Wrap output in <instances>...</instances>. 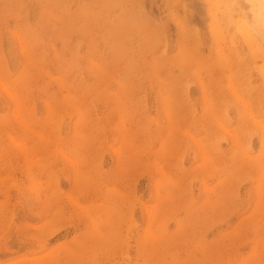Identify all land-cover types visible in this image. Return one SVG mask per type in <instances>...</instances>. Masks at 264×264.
<instances>
[{"label": "rangeland", "instance_id": "obj_1", "mask_svg": "<svg viewBox=\"0 0 264 264\" xmlns=\"http://www.w3.org/2000/svg\"><path fill=\"white\" fill-rule=\"evenodd\" d=\"M230 3L0 0V264H264V47Z\"/></svg>", "mask_w": 264, "mask_h": 264}, {"label": "clouds", "instance_id": "obj_2", "mask_svg": "<svg viewBox=\"0 0 264 264\" xmlns=\"http://www.w3.org/2000/svg\"><path fill=\"white\" fill-rule=\"evenodd\" d=\"M228 7L239 18L234 21L238 25L237 31L249 43L259 42L264 47V0H231ZM245 16L248 17L247 20Z\"/></svg>", "mask_w": 264, "mask_h": 264}, {"label": "bare ground", "instance_id": "obj_3", "mask_svg": "<svg viewBox=\"0 0 264 264\" xmlns=\"http://www.w3.org/2000/svg\"><path fill=\"white\" fill-rule=\"evenodd\" d=\"M215 20H217V18L215 17ZM215 20H212V21H215ZM218 21V20H217ZM215 23H217V22H215ZM249 42V41H248ZM221 58H223V57H221ZM223 60V63H228L229 64V60L228 59H222ZM225 60V61H224ZM221 62V61H220ZM222 62H221V65L223 64ZM227 63H226V66H227ZM222 66H224V65H222Z\"/></svg>", "mask_w": 264, "mask_h": 264}]
</instances>
